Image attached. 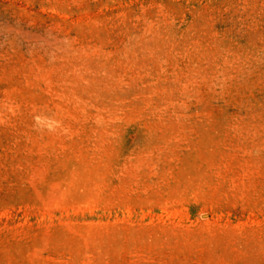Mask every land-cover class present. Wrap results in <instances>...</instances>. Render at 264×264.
Masks as SVG:
<instances>
[{"label":"rangeland","instance_id":"1","mask_svg":"<svg viewBox=\"0 0 264 264\" xmlns=\"http://www.w3.org/2000/svg\"><path fill=\"white\" fill-rule=\"evenodd\" d=\"M0 264H264V0H0Z\"/></svg>","mask_w":264,"mask_h":264}]
</instances>
